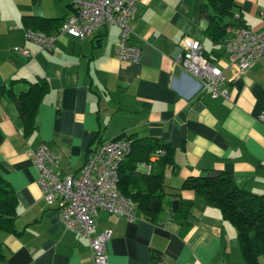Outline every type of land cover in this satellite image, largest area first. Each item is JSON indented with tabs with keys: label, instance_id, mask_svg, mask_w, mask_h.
<instances>
[{
	"label": "crops",
	"instance_id": "1",
	"mask_svg": "<svg viewBox=\"0 0 264 264\" xmlns=\"http://www.w3.org/2000/svg\"><path fill=\"white\" fill-rule=\"evenodd\" d=\"M236 1L234 22L264 28V0ZM205 2L139 3L131 42L142 55L131 62L117 55L118 25L85 39L60 33L50 49L26 37L25 15L67 18L74 13L70 0H0V173L17 198L15 229H0V264H93L89 237L67 230L58 202L44 199L30 151L48 143L59 158L55 168L79 175L92 149L118 137L170 143L174 164L164 168L165 186L195 203L186 226L170 218L173 201H180L172 195L159 223L138 208L134 221L101 211L91 236L110 231L107 264H248L234 224L183 189L190 176L225 171L238 186L264 193V56L247 71L231 63L224 40L215 43L207 33ZM184 37L200 41L223 69L228 99L213 98L176 61ZM40 78L48 88L36 129L26 135L15 97L3 93V86L18 93ZM151 169L145 162L138 167L142 173Z\"/></svg>",
	"mask_w": 264,
	"mask_h": 264
},
{
	"label": "built area",
	"instance_id": "2",
	"mask_svg": "<svg viewBox=\"0 0 264 264\" xmlns=\"http://www.w3.org/2000/svg\"><path fill=\"white\" fill-rule=\"evenodd\" d=\"M76 13L67 17L59 33H67L85 39L96 30L107 25H118L120 35L117 54L125 61L139 62L142 51L131 42L134 32L133 21L138 5L143 0H71ZM57 33L47 35L42 31L27 30L26 37L50 49ZM225 52L231 63L242 71L249 70L264 56V28L258 31L245 26L233 27L224 43ZM21 53L30 57L27 49ZM176 61L198 77L213 98H229L230 90L221 67L213 64L204 54V46L198 40L184 37L176 52ZM264 123V113L259 115ZM132 149V141L126 137L101 141L92 149L80 174L62 175L55 168L58 155L48 143L30 151L39 171L38 182L47 203L58 202L61 219L67 230L89 237L93 264H107L106 241L110 231L92 237L96 218L101 211L124 216L128 221L137 218V206L119 188V167Z\"/></svg>",
	"mask_w": 264,
	"mask_h": 264
},
{
	"label": "trees",
	"instance_id": "3",
	"mask_svg": "<svg viewBox=\"0 0 264 264\" xmlns=\"http://www.w3.org/2000/svg\"><path fill=\"white\" fill-rule=\"evenodd\" d=\"M36 2V0H35ZM236 0H206L203 12L208 18L207 33L210 38L223 44L230 26H244L234 22ZM1 17V14H0ZM66 18L25 15L26 30L42 31L47 34L59 31ZM205 56L213 62L204 50ZM16 81V80H13ZM48 83L40 78L30 82L26 90L18 93L13 88L3 86V93L15 97L19 116L25 134L36 129L35 116L42 96L47 91ZM132 149L119 167V188L133 200L137 208L155 223L161 222L167 211L168 195L180 198L175 209L170 211V218L181 225H189V216L194 200H185L180 192H170L164 183V168L174 164L172 145L157 137L129 138ZM156 156L154 161L151 159ZM151 164L148 173L138 170L141 163ZM183 189L193 190L210 205L218 207L223 217L232 222L237 230L242 253L248 264H264V193H254L238 186L233 177L225 171L212 172L208 175L190 176L183 183ZM17 215V198L13 188L0 173V229L13 231Z\"/></svg>",
	"mask_w": 264,
	"mask_h": 264
},
{
	"label": "bare ground",
	"instance_id": "4",
	"mask_svg": "<svg viewBox=\"0 0 264 264\" xmlns=\"http://www.w3.org/2000/svg\"><path fill=\"white\" fill-rule=\"evenodd\" d=\"M71 1V0H70ZM71 5L73 6V8H74V13H76V11H77V7H75V5H74V3L71 1ZM138 12V11H137ZM73 13V14H74ZM66 20V19H65ZM65 22V21H64ZM63 22V23H64ZM45 33V32H44ZM55 33H57V35L58 34H60L58 31H56ZM45 34H47V33H45ZM53 34V33H52ZM67 34V33H66ZM47 35H51V34H47ZM70 35V34H69ZM75 37V36H74ZM80 39V38H79ZM53 45V44H52ZM118 53V52H117ZM118 55V54H117ZM119 57V56H118ZM120 58V57H119ZM121 59V58H120ZM122 60V59H121ZM123 61H125V60H123ZM214 64V63H213Z\"/></svg>",
	"mask_w": 264,
	"mask_h": 264
},
{
	"label": "water",
	"instance_id": "5",
	"mask_svg": "<svg viewBox=\"0 0 264 264\" xmlns=\"http://www.w3.org/2000/svg\"><path fill=\"white\" fill-rule=\"evenodd\" d=\"M178 202H179L178 199H175V200L173 201V208H174V209L176 208Z\"/></svg>",
	"mask_w": 264,
	"mask_h": 264
}]
</instances>
